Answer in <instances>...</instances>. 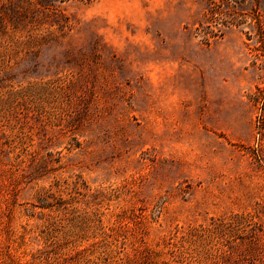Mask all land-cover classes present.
Segmentation results:
<instances>
[{
    "label": "rangeland",
    "instance_id": "374dc122",
    "mask_svg": "<svg viewBox=\"0 0 264 264\" xmlns=\"http://www.w3.org/2000/svg\"><path fill=\"white\" fill-rule=\"evenodd\" d=\"M102 225L264 264V0H0V264H74Z\"/></svg>",
    "mask_w": 264,
    "mask_h": 264
},
{
    "label": "trees",
    "instance_id": "16d2710c",
    "mask_svg": "<svg viewBox=\"0 0 264 264\" xmlns=\"http://www.w3.org/2000/svg\"><path fill=\"white\" fill-rule=\"evenodd\" d=\"M38 209H51L52 207L48 205V207L44 206H34ZM88 215V214H87ZM36 213H33L30 215V217L35 218ZM222 225L214 227V228H201L200 230H196L195 232H190L187 235H184L180 237V240L178 243L173 244V246L176 248H182L185 249L188 252H195L196 246L194 242H196V237L201 233L209 232V231H215L220 230L221 232L222 227L224 226V222L221 223ZM104 227L101 226L102 232L99 233L102 239L98 240L96 243L91 245V249H84V255L85 256H79V253L76 254V256L73 258L74 264H88L89 262H92L93 264H170V261L167 260L165 257H163V251H156L153 250L148 246V243L143 241V239H140V242H142L143 246L139 245H133L131 248V251H127L124 249L122 253L120 251L118 252V239H112L110 240L111 236L103 231ZM222 235L221 233H219ZM55 243H60V241H56ZM76 247H80V245H75ZM83 251V250H82ZM118 254L117 256H113L114 252ZM174 251V250H173ZM172 253L174 254V252ZM176 252V251H175ZM178 252V251H177ZM98 254V255H96ZM219 255L212 256L211 261L214 263H218ZM30 264H38V262H32ZM65 264V261H64ZM184 264V263H183ZM186 264H192V263H186ZM200 264V263H197Z\"/></svg>",
    "mask_w": 264,
    "mask_h": 264
}]
</instances>
